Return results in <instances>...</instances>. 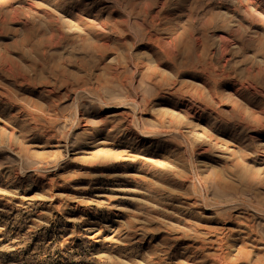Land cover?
Instances as JSON below:
<instances>
[{
  "label": "rangeland",
  "instance_id": "1",
  "mask_svg": "<svg viewBox=\"0 0 264 264\" xmlns=\"http://www.w3.org/2000/svg\"><path fill=\"white\" fill-rule=\"evenodd\" d=\"M0 264H264V0H0Z\"/></svg>",
  "mask_w": 264,
  "mask_h": 264
}]
</instances>
